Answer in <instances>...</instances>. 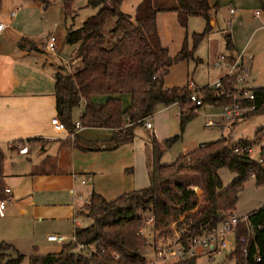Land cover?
<instances>
[{"label":"trees","instance_id":"1","mask_svg":"<svg viewBox=\"0 0 264 264\" xmlns=\"http://www.w3.org/2000/svg\"><path fill=\"white\" fill-rule=\"evenodd\" d=\"M36 1L47 5L46 0ZM72 1H64L66 15L73 13ZM88 4L98 7L97 13L88 17L77 29L68 27L64 41L76 45L82 67L69 72L61 66L54 74L56 114L69 134H76L73 110L80 105H83L79 117L82 126L113 130L108 149L131 142L136 128L146 118L152 117L159 104H179L181 131L205 104L219 107L234 103L243 106L254 104L255 109L246 113L244 119L264 114V87L252 88L253 100L242 98L237 91L236 73L220 78L223 93L219 95L210 86L195 91L188 84L182 87L165 86L164 78L169 68L188 58L191 50L186 39L174 57L161 45L157 28V12L161 9L155 6L154 0H142L134 16L122 10L123 0H88ZM163 10L176 11L179 23L185 28L192 16L205 20L204 30L193 34L195 44L211 29V7L206 0H177L176 7ZM110 19H115L111 32L119 36L107 47L101 30ZM225 40L227 49L232 50L229 34H225ZM18 46L25 50H37L35 42L26 38L21 39ZM228 59L232 61L235 56ZM192 93L199 96L200 105L191 100ZM97 96L105 100L94 101ZM124 96L130 98L127 106L122 101ZM180 136L159 142L152 134L148 166L150 184L112 200L93 191L84 206L85 210L80 211L92 223L75 227L74 240L64 243L60 251L32 254L30 264H147L142 250L148 241L140 231L145 223L151 225L156 242L157 236L169 233L174 222L178 233L174 245L186 250L235 210L238 195L248 179L253 178L256 185L264 184V127L256 131L252 141L241 138L231 144L227 137L222 136L189 153L180 154L171 164H161L164 151ZM258 143L262 145L257 160L250 156L249 151H242L244 148L252 149ZM3 159L0 152V177ZM221 168L238 174V178L226 188L222 187L219 176ZM186 173L199 176L203 189L201 195L181 182L174 183ZM4 189L0 180V194L9 200L10 194L4 193ZM246 218L236 230L235 249L229 259L235 264H264V205L249 212ZM248 234L245 253L239 239L241 235ZM78 244H83L86 252L79 251ZM23 259L24 255L14 245L0 242V264H21ZM176 264H196V260L195 257L181 259Z\"/></svg>","mask_w":264,"mask_h":264},{"label":"crops","instance_id":"2","mask_svg":"<svg viewBox=\"0 0 264 264\" xmlns=\"http://www.w3.org/2000/svg\"><path fill=\"white\" fill-rule=\"evenodd\" d=\"M206 1L211 7V29L206 36L212 46L222 50L220 55L227 59L241 55V65L248 68L249 86L264 87L258 86L264 80V76H258L264 69V0ZM43 6L47 7L36 0H2L0 6V22L6 24L0 33V152L4 156L0 180L3 187L10 189V199L0 215V242L14 245L24 255L21 264H30L32 254L60 251L63 244L48 241V235L72 239L75 227L82 226L84 215L80 211L85 210L93 191L112 200L150 184V139L135 134L131 142L108 149L112 129L82 126L71 135L59 127L54 74L65 60L59 50L55 55L46 50L50 37L57 41L58 48L61 40L54 31L44 34L43 15L47 8ZM159 7L157 28L161 45L168 49L162 43L163 33L170 28L173 34L180 35L181 25L176 11L163 10L176 5ZM12 11L16 12L13 18ZM198 18L190 17L188 24L194 23V31L199 33L205 24ZM220 23L225 26L220 29L223 35L220 39L211 37L212 28ZM225 34L231 37L232 50L227 49ZM23 38L34 41L37 50L21 49L18 43ZM68 57L72 65L74 58L67 56L66 63ZM214 64L221 69L220 80L227 68L218 64V58ZM104 100L100 96L94 99ZM129 100V96L123 97L124 106ZM79 107L81 114L83 105ZM74 110L73 120L77 122ZM157 112L160 121L155 128L153 123L151 129L143 123L135 133L144 128L158 140L168 139L163 129L170 123V109L161 106ZM225 125L219 129L224 130ZM21 147H27V151L21 153Z\"/></svg>","mask_w":264,"mask_h":264},{"label":"rangeland","instance_id":"3","mask_svg":"<svg viewBox=\"0 0 264 264\" xmlns=\"http://www.w3.org/2000/svg\"><path fill=\"white\" fill-rule=\"evenodd\" d=\"M47 1V11L43 15L44 19V34L47 36L49 32L55 33L59 40H61L60 48L58 50L61 53V56L64 58L65 62L62 63L69 72L77 71L82 67L80 57L77 55L76 45L66 44L65 37L68 27L77 29L82 26L84 21L94 14L97 13L98 7H93L88 4V0H73L72 1V15H66L64 10V1L65 0H46ZM139 0H123L122 10L129 15L134 16L136 6L138 5ZM155 6H177V0H154ZM44 9H46L43 6ZM200 21L204 22L205 20L200 17ZM115 19H110L107 24L102 28V33L105 35V45L107 47L111 46L118 38V34L111 32L114 27ZM201 23V22H200ZM55 24L58 26L55 27ZM181 25V24H180ZM43 26V27H44ZM178 27V26H177ZM225 27L222 23L218 26L212 28L213 38L220 39L222 32L220 29ZM180 28L181 34L175 35L171 32V29L168 28V33H163V42L169 49V54L175 56L182 48L185 39L188 43V47L191 50V55L183 60L174 63L170 68L168 74L164 78V84L167 87H182L187 84L189 87L195 91L199 90L204 86H214L218 82V76L221 75V69L215 66L219 55L222 53V50L212 46V43L209 41V38L205 35L200 42L197 44L194 43L193 34L196 26L194 23L190 25L187 24V28L184 26ZM199 28V27H198ZM201 29L202 32L204 30ZM197 30V29H196ZM172 37H176L175 40ZM214 49L212 52L211 50ZM219 54V55H218ZM67 56H73L72 65L66 63ZM60 63V61H59ZM251 71V70H250ZM258 76H264V69L258 72ZM258 86L264 84V80L260 81ZM254 85H257L254 83ZM250 87H252L250 85ZM165 107L164 104H159L157 107ZM157 107L154 114L151 117V122L154 125L156 122H159L157 116ZM170 109V123L166 125L163 129L164 132L168 133L169 137L176 135H181L178 140H176L172 146L167 148L163 156L161 157V164H171L176 158L183 153H189L194 149L198 148L201 143L206 144L212 141H215L222 136H225L229 139L231 144L236 143L241 138L252 141L255 137V133L259 128L264 127V114H258L250 118L244 119L242 121L236 122V124L227 123L223 118L222 107L215 106L211 104H205L201 107L197 115L190 120L184 130L181 131L180 127V106L178 104H173L166 106ZM80 107H77L74 110L77 117L76 120H79L80 116ZM211 119L215 122L219 121L222 124H226L225 129L221 130L215 126H206V122ZM159 126V125H158ZM140 138L151 139L152 132L144 128H138L136 133ZM156 137V136H155ZM157 138V137H156ZM158 140V139H157ZM162 138L158 140L159 142L164 141ZM262 143L254 144L250 156L257 160L260 155V148ZM219 176L222 181V187H228L234 180L238 178V174L230 171L227 168L219 169ZM181 182L189 186H193L198 195L202 194V185L201 180L197 174H182L174 183ZM115 198V197H114ZM201 197L199 196V201ZM264 205V184L256 185L253 178L248 179L242 191L238 195L236 202L235 210L228 215H236L239 218H246L247 214L252 210H256ZM82 226H87L92 223V220L89 217H82ZM80 219V220H81ZM143 234L145 235L148 244L142 250L143 256L147 259V264H164L163 258L161 256H156L154 243L158 245L172 244L174 240L177 241L178 233L176 232L175 223L172 222L169 233H164L156 237V242L154 241V235L152 232L151 225L145 223L143 225ZM228 240V246L219 249L213 257L209 256L208 250L203 248L201 245L196 243L195 255L186 253L183 259H190L195 257L196 264H235L234 260H230L229 256L235 249L234 234L229 233L226 236ZM73 239V237H72ZM68 237V240L65 243H68L72 240ZM177 246H173V249H176ZM169 261L172 264H176L180 261L178 256L175 253H170Z\"/></svg>","mask_w":264,"mask_h":264},{"label":"built area","instance_id":"4","mask_svg":"<svg viewBox=\"0 0 264 264\" xmlns=\"http://www.w3.org/2000/svg\"><path fill=\"white\" fill-rule=\"evenodd\" d=\"M234 10L231 9V12ZM259 14V11L256 12ZM16 12L12 11L10 14V17L13 18L15 17ZM6 28V24L0 22V33L1 31ZM46 50L50 54H57L58 52V44L57 41L54 39V37L49 38V43L46 45ZM72 58L68 57L67 63L70 62ZM218 64L219 65H224L227 68V74H237V91L242 94V98H247L249 100L254 99V93L252 90V87L249 86V81H247V75H248V68L244 67L241 65V55H238L234 60L230 61L226 58L225 55H220L218 57ZM215 88V93L217 95L223 93L221 89L222 83L220 80L215 83L214 86ZM191 100L196 103V105L201 104V100L199 96L195 93L191 94ZM255 109V105L252 104L250 106H243L240 103H234V104H226L222 106V111H223V118L227 123H235L237 121H241L244 119L246 113L252 111ZM145 127L148 129L152 128V122H151V117H148L144 120ZM206 126H215L217 128H222V123L215 122L211 119H209L206 122ZM59 127L61 129H66L64 123L60 122ZM76 131L82 127L80 121H77L75 123ZM76 133V132H75ZM249 151L252 152L251 148H244L242 151ZM21 153H24L27 151V147H21L19 149ZM238 151V150H237ZM76 176V175H74ZM84 183L85 180H82ZM4 193L9 194L10 189L5 188ZM8 203V199L4 198L0 194V215H3L4 209ZM247 218H239L236 215H228L221 223H219L216 227L212 228L211 230L206 231V233L199 238L196 243L201 245L203 248L208 250L209 256L213 257L215 253L226 246H228V240L226 238L227 234L232 233L234 234V241H235V233L236 230L239 227V224L241 221H246ZM251 228V227H250ZM251 230V229H250ZM140 231H143L141 228ZM48 241L64 244L66 242V238L63 235H57V234H51L48 235L46 238ZM74 240V237L73 239ZM71 240V241H72ZM239 241L244 245L242 247L243 252H247V246L249 243V234L248 235H241ZM172 244H166V245H161L155 243V252L156 255L161 256L163 258L164 264H172L169 259H170V253H175L176 256L181 260L183 257L186 255V253H189L191 255H195V249H196V243L189 247L188 249H183L181 247H177L176 249H173L174 243L176 240L172 241ZM78 250L81 252H86V248L83 244H78ZM90 253V252H88ZM260 260V258H258Z\"/></svg>","mask_w":264,"mask_h":264}]
</instances>
